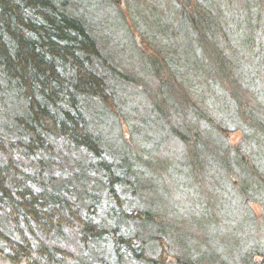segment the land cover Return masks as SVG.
<instances>
[{"label": "trees", "instance_id": "1", "mask_svg": "<svg viewBox=\"0 0 264 264\" xmlns=\"http://www.w3.org/2000/svg\"><path fill=\"white\" fill-rule=\"evenodd\" d=\"M234 5L0 0L1 257L264 264L249 209L259 204L264 219V91L254 71L264 64V0ZM247 56L252 69L242 65ZM224 77L233 84L229 98L228 86L217 83ZM243 95L261 101L241 108ZM239 131L244 143L230 146L228 135ZM200 179L230 226L216 231L205 211L211 236L204 244L183 226L192 216L178 213L195 209L180 202L190 198L209 210L195 195ZM164 201V212L192 235L159 222Z\"/></svg>", "mask_w": 264, "mask_h": 264}, {"label": "rangeland", "instance_id": "2", "mask_svg": "<svg viewBox=\"0 0 264 264\" xmlns=\"http://www.w3.org/2000/svg\"><path fill=\"white\" fill-rule=\"evenodd\" d=\"M245 1L246 0H233V3L235 4L234 8H238V7L243 8L245 6L244 5ZM138 4H142V2H139ZM126 8L127 7H125V5H124L123 6V10L125 11L126 16H128V12H127ZM150 22H152V20ZM128 25H129L130 28L133 27L132 26L133 24H132V22L130 23V21L128 22ZM231 28H232V26L230 24V26H228V30H230ZM245 33H246V31L243 30L242 32H240V36H244ZM137 40L139 42H143L144 45L146 43H149V41H150V40H148L147 38H144V37H137ZM227 48H229L228 45H227ZM147 54L152 56V55H154V52L152 50L151 51H147ZM245 62L246 63L249 62L248 56L242 61V65H245L249 69H252L250 64H248V63L246 64ZM257 68L258 69H256L254 67V71L257 74H260V77L258 79L257 85L260 86L259 88L260 89L262 88L263 91H264V64H262L260 67H257ZM227 80L230 81L229 79L224 77L222 79L217 80V83H219L220 85H225L226 87L228 86L227 90H228V93L230 94L228 96V98H229L234 93L233 92L234 89L232 88L233 84L231 86L229 84V82H227ZM258 100H260V98H258V97L257 98L256 97H251L249 95L245 97L243 95V100H240V101H242V102H240L241 108H246V105H245V101H246L248 103L249 107H252V108H249V109H255V107H253V106H257V103H259ZM125 137L128 138L127 140H130V138H131L130 137V133L128 132L126 127H124V129H123V138H125ZM228 141L230 143V146L240 147V145H242L244 143V141H245V135L241 131L234 132L233 134H229L228 135ZM130 143H131V145L133 146L134 149H136V150L138 149V145H136L137 143H135V142L133 143V141H131V140H130ZM158 171H159L160 174H162V169H159ZM156 182L157 181H153L152 182L153 188H154V190L160 192V189L156 186ZM199 182L201 183V185L199 186L200 187V192H199L200 195H197V194H195V195L198 197V199H200V200L202 199V201L204 203L210 205L209 210H200V207L195 205L196 199L195 198H190L188 202H187V200L182 201L183 199H181L180 202L184 203V204H188V205L190 203L191 204L194 203L193 208H195V209L194 210H187L186 209V210H179V211L177 210V211H178V213H184L186 215L189 214V215L192 216V220L193 221L190 220V221H188L186 223H183L184 224L183 226L191 228V231L193 233L197 234L198 243L204 244L205 240L207 241V243L209 242L206 237H208V235L211 236V233H210L211 230L210 231L207 230V229H211V226L216 231H224V230L230 228V226H229V223L226 221L227 217L224 214V209L221 208V203H219V201L215 200V196L210 195V188H209V186L206 184V182L203 179H200ZM157 185H158V183H157ZM172 193L173 194L171 196L169 195L170 196V201L171 202H177L178 194L176 192H174V190H172ZM152 195H153V197L157 198V193L156 192H153ZM180 198H183V197L180 196ZM159 207H163L161 210H159V216L157 217L159 222H161L163 224H175V225L179 224L183 228V226L180 224V222L177 221L178 219L172 218V215H171L172 213L171 212L169 214L164 212V210H166L165 208L166 207L168 208V205H166L165 201L162 202V204ZM249 209H250V211H253L254 214L258 218V220L256 221L257 227L255 228V235L254 236H255V238H257V241H260L259 239H261V242H264V219L262 218V208H261V206L259 204L250 203ZM205 211H208V215H209V218L211 220V226L203 227V221H204L203 213ZM239 211L241 212V210H239ZM173 214H174V212H173ZM203 229H206L207 231H203ZM184 231H185L186 234L192 235V232L189 229H187V230L184 229ZM245 234L246 233L243 232V235H245ZM216 241L219 243V239H216ZM80 249H81L80 246H74L71 250L74 252V254H80L81 253ZM89 251L91 252L90 255H93V254L95 255V253H97L99 251V249L97 248L96 251L88 250V251H86V253H88ZM172 260L173 259H171L170 261H172ZM0 264H19V263L12 262L11 260L8 261L5 258L0 256ZM21 264H23V263H21Z\"/></svg>", "mask_w": 264, "mask_h": 264}]
</instances>
